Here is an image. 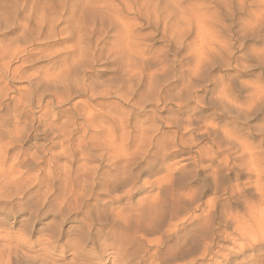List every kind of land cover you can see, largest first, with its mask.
<instances>
[{"label": "clouds", "instance_id": "obj_1", "mask_svg": "<svg viewBox=\"0 0 264 264\" xmlns=\"http://www.w3.org/2000/svg\"><path fill=\"white\" fill-rule=\"evenodd\" d=\"M0 264H264V0H0Z\"/></svg>", "mask_w": 264, "mask_h": 264}]
</instances>
